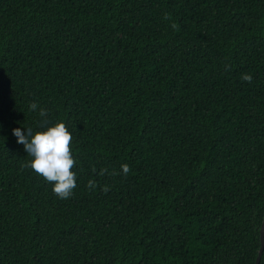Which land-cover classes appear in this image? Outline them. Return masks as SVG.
<instances>
[{
    "label": "trees",
    "instance_id": "obj_1",
    "mask_svg": "<svg viewBox=\"0 0 264 264\" xmlns=\"http://www.w3.org/2000/svg\"><path fill=\"white\" fill-rule=\"evenodd\" d=\"M56 122L67 199L13 135ZM263 222L264 0H0V264H255Z\"/></svg>",
    "mask_w": 264,
    "mask_h": 264
},
{
    "label": "clouds",
    "instance_id": "obj_2",
    "mask_svg": "<svg viewBox=\"0 0 264 264\" xmlns=\"http://www.w3.org/2000/svg\"><path fill=\"white\" fill-rule=\"evenodd\" d=\"M166 20H170V15H165ZM171 27L179 31V25L175 22ZM242 79L251 83L252 75L243 74ZM38 105L33 102L30 110H36ZM47 110L41 109L39 115L47 116ZM13 135L17 138V143L24 145L25 151L33 157L27 167H30L37 175L42 176L47 182L54 185L52 191L61 199L70 198L77 187V175L73 169L76 167V159L72 153L73 133L64 122H56L53 126L45 130L36 131L33 134L31 128H27L25 133L21 128L13 129ZM121 169L126 176L130 171L128 164H122ZM108 170L102 169L100 175L103 176ZM118 174V173H111ZM88 187H96V182L90 180ZM107 193L110 189L106 185L102 189Z\"/></svg>",
    "mask_w": 264,
    "mask_h": 264
},
{
    "label": "water",
    "instance_id": "obj_3",
    "mask_svg": "<svg viewBox=\"0 0 264 264\" xmlns=\"http://www.w3.org/2000/svg\"><path fill=\"white\" fill-rule=\"evenodd\" d=\"M261 242H262L261 248L259 250V255H258V258H257L255 264L261 263V259H262L263 253H264V222H263L262 231H261Z\"/></svg>",
    "mask_w": 264,
    "mask_h": 264
}]
</instances>
